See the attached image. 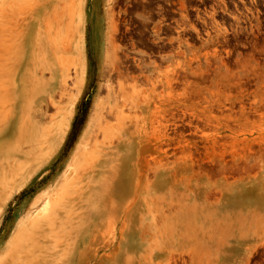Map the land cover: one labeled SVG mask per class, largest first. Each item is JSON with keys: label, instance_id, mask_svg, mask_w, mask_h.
<instances>
[{"label": "rangeland", "instance_id": "obj_1", "mask_svg": "<svg viewBox=\"0 0 264 264\" xmlns=\"http://www.w3.org/2000/svg\"><path fill=\"white\" fill-rule=\"evenodd\" d=\"M122 1L0 0V113L34 122L39 105L44 114L41 148L3 149L0 174H10L7 165L16 171L0 188V262L22 256L15 244L27 235L28 216L57 205L72 218L39 243L43 264H264V0H223L224 14H208L206 27L193 15L189 34L167 32L159 63L147 57L154 44L128 47L120 38ZM151 1L140 4L137 30L159 41L147 21ZM31 29L47 52L25 41ZM110 36L116 68L128 77L117 99L100 76ZM58 66L69 73L61 99ZM118 72L108 77L115 90ZM51 91L59 106L46 105ZM108 107L118 108L116 118L105 116ZM101 115L104 132L96 128ZM118 146L108 166L117 167L126 200L109 203L105 217H79L84 210L73 204L109 180L110 172L90 177ZM196 201L210 222L188 236L184 212ZM98 208L96 198L87 203L88 212Z\"/></svg>", "mask_w": 264, "mask_h": 264}, {"label": "bare ground", "instance_id": "obj_2", "mask_svg": "<svg viewBox=\"0 0 264 264\" xmlns=\"http://www.w3.org/2000/svg\"><path fill=\"white\" fill-rule=\"evenodd\" d=\"M109 29H110V32H115V30H116V25L112 21H111ZM29 33H30V35H29ZM29 33L26 34L25 41H26V38L28 39V37H29L30 38L29 40L31 41V46L35 47L38 52L46 51L45 46H43V44L41 43L42 37H41L40 33L38 31H37V33L36 32L34 33V29H31V32H29ZM32 35H34L33 38H32ZM36 40H37V43H36ZM109 40H110V43H109L108 39L106 38V42L109 43L110 47L106 48L103 51L106 66H103L101 68L100 76L103 79H106V82L104 84V87H105L104 89H106L108 97H109V95H112L114 99H117V97H116L117 95H121L123 97V95L125 94L124 82H126L125 81L126 76L121 75L116 68V67H118L116 65V63L118 62L116 51L118 50L119 47L115 44L112 36H110ZM22 42L24 43V41H22ZM77 49H79V48H77ZM55 52H56V50L54 51V53ZM52 69H54V68H52ZM57 70L60 71L59 72L60 76H61L60 82L62 85L60 88V85H59L60 83H59L58 84L59 87L56 86V88H58L57 89L58 91L57 90L56 91L59 93V98L61 99L66 94V92L68 91V89H67L68 86L66 85L67 84L66 78H67V74H69V73L66 72L67 74H65V71L63 72V68L61 66H58ZM112 70H116L118 72V81H117V89L116 90L111 85V83L109 82L110 79H108L109 73H111ZM127 79H128V77H127ZM82 81H83V73L82 74L80 73V78H79V81H77V82H79L81 84ZM133 81H134V83L136 82L135 80H133ZM134 83L131 84V86H130V88H132L133 90L136 88V85H135L136 83L135 84ZM152 86H153V84H152ZM56 91H55V93H56ZM58 93H56V94L58 95ZM53 94H54V91H51L50 93H48L49 102L46 101V105H47V103H50L52 106L54 105V101L52 100ZM56 94H54V95H56ZM68 94H69V91H68L67 95ZM56 97H58V96H56ZM145 101L144 102L142 101L143 104L145 103ZM147 101L149 102V100H147ZM138 104L139 103H136V106L135 105L134 106L138 107L139 109H144L145 107H148V105H146V104L143 106L141 105L142 103L139 104V106H138ZM55 105H58V104H55ZM55 105L53 107H55ZM58 106H56V107H58ZM117 109H118L117 107H114V108L108 107L107 109H105L104 114L106 117L109 116V117L116 118L117 114H118ZM33 112H35L39 115L38 120L34 121V122L31 121V119H32L31 117L24 118V116L22 114L16 113L13 115L12 114L9 115V113H0V161H1L0 168L3 167V165L4 166L6 165L5 159H7V158L5 157L6 155L4 154L3 149L7 147L8 143H13L17 148H19L18 152H21L23 154H29V153H33V152L37 151V149L41 148L40 146H42V144L44 143L43 139L41 137H38V134L40 133V131H38V130L43 129V127H42L43 123L41 122V119L44 117L43 116L44 114L40 111L39 105L34 106ZM101 116H99L96 119V128L98 129V131L104 132V130L106 128H105V126H103L102 121L105 119V116H102V117ZM131 128L132 127L129 126L127 128H124L123 131L129 132L130 131L129 129H131ZM22 138H24V139H22ZM22 145H24V147L26 145L25 151H22V147H21ZM120 148H121V146H118L116 148H112V151L107 153V157H108L107 161L102 162L100 164L99 168L97 170H94L91 173V177H90L91 181H97V180L101 181V179L104 178V175H106L109 172H110V176H109L108 181H106V179L103 180L104 184L98 190H96V189L90 190L89 189L88 190L89 192L87 193V195L85 197L82 196L83 195L82 193L80 194L78 201L73 204L74 207L76 206V210H77V211H75L76 213L79 210L80 211L84 210V213H81L79 211L80 212L79 217L81 216L84 218H90L92 215H95L98 213H99V216L101 218L105 217V215L107 213L106 207L109 205V203L117 202L118 204L122 205V203H124V201L126 200V193L124 191V186H123V183L121 180V175L119 174L117 167H113V168L111 167L110 168L108 166L109 160H112L114 158L116 151L119 150ZM80 149L81 148H79V150ZM113 150H116V151H113ZM76 155L77 154H75V156ZM15 165H17V164H15ZM7 167L9 168L8 173H10V174L9 175H7V174L1 175L0 174V188L8 181V178L11 177L12 173L14 171H16V170H14L12 165L11 166L7 165ZM66 182H64V183H66ZM55 198H54V200H55ZM93 198H96L97 204L99 205V208L96 211L90 210L88 212L87 211V203L89 201H91ZM52 200H53V198H52ZM74 200L72 202H74ZM82 202H84V204H82ZM47 204L48 203H46V205ZM200 204H197V201H196V203L194 205L188 206L184 212V217H185L184 219H186V220L184 221V224L182 225L181 231L183 233L187 234L188 236L190 235V233L191 234H197L199 232H202L206 226V223L210 222V220L208 218H205L206 215L204 216V214L202 213L201 210H203V209L200 207ZM47 206H50V205L48 204ZM56 206L52 207L51 209H47L46 207H42L39 212H36L34 214L32 213L28 216V221L25 223L26 226L28 225V227H26V228L29 229L27 231V235H26V237H28L27 238L28 242H26V240H25L26 237L23 239L24 236H22V235L24 233L21 235V232H20V237L18 238V241L15 244L16 251L18 252V254H21L22 256L20 257V256H16V255L15 256L8 255L6 257V260L5 259H4V261L2 260L3 262L1 261L0 264H23V262L24 261L27 262V260L29 261V263H27V264H43L44 263V259L47 257V253H46L45 249H42L41 244H39V243H42V242L45 243L46 240H44V239H47V238L48 239H50V238L54 239L55 238L54 235H56L58 233V232L55 233V231L58 229V227L62 228L61 226L65 225L67 221H69V223H70V219L72 218L71 217L72 215L69 211H68L69 213H66L65 211H63L64 213H66V216H64V215L62 216L60 209ZM226 206H228V205H226ZM64 210H65V208H64ZM190 218H194V221H193V219H190ZM196 218H202V219L196 220ZM71 227H73V226H71ZM61 230H64V229H61ZM68 230H70V229H68ZM226 230H229V228H227ZM40 233H42V236L40 235ZM45 233H48V234L46 235ZM37 235L39 236L38 239H36ZM35 236H36V238H35ZM67 236H69V235H67ZM228 238H230V237H228ZM61 239H63V238H61ZM207 242H208V240H207ZM49 244H51V243H49ZM171 260H172V258H171ZM171 263H168V264H171ZM181 263H182V261H181Z\"/></svg>", "mask_w": 264, "mask_h": 264}, {"label": "flooded vegetation", "instance_id": "obj_3", "mask_svg": "<svg viewBox=\"0 0 264 264\" xmlns=\"http://www.w3.org/2000/svg\"><path fill=\"white\" fill-rule=\"evenodd\" d=\"M144 0H123L120 10V38L125 41L128 47L142 45L144 42L154 44V50L147 57H151L152 62L159 63L164 53L161 49L168 44L167 32L177 33L183 31L189 34L192 16L200 14L203 18L199 20L206 27L210 23L208 14L215 12V15L224 14L223 0H152L153 7L148 11L149 19L147 20L152 30L158 27L162 33L159 41H149L142 39V34L137 30L140 15L143 9L140 4ZM227 3L235 5L233 1L228 0ZM226 15H228L226 13ZM132 53V51H129ZM134 59V57H131Z\"/></svg>", "mask_w": 264, "mask_h": 264}]
</instances>
